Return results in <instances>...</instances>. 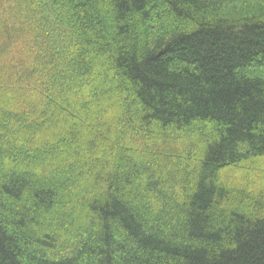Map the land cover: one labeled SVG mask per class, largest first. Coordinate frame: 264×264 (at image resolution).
I'll return each instance as SVG.
<instances>
[{
	"label": "trees",
	"instance_id": "obj_1",
	"mask_svg": "<svg viewBox=\"0 0 264 264\" xmlns=\"http://www.w3.org/2000/svg\"><path fill=\"white\" fill-rule=\"evenodd\" d=\"M0 264H264V0H0Z\"/></svg>",
	"mask_w": 264,
	"mask_h": 264
}]
</instances>
